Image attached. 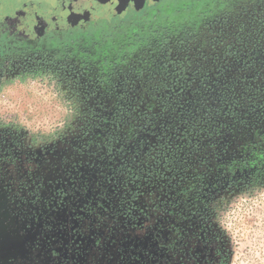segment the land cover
Wrapping results in <instances>:
<instances>
[{
    "label": "flooded vegetation",
    "instance_id": "1",
    "mask_svg": "<svg viewBox=\"0 0 264 264\" xmlns=\"http://www.w3.org/2000/svg\"><path fill=\"white\" fill-rule=\"evenodd\" d=\"M3 1L0 78L53 74L75 111L0 124V264H230L217 203L264 187V0L66 24Z\"/></svg>",
    "mask_w": 264,
    "mask_h": 264
},
{
    "label": "rangeland",
    "instance_id": "2",
    "mask_svg": "<svg viewBox=\"0 0 264 264\" xmlns=\"http://www.w3.org/2000/svg\"><path fill=\"white\" fill-rule=\"evenodd\" d=\"M46 1L50 2L48 11L52 13L48 16L66 24L78 19L89 21L96 15L102 19L109 17L110 22L124 21L140 16L136 13L142 7H153L161 0ZM172 1L165 0V5ZM3 3L8 11L18 7L39 11L36 0H19L18 3L4 0ZM35 16L37 14L30 15ZM228 31L235 32L236 28ZM41 73L37 70L0 78V124H15L33 136L48 137L72 122L75 102L71 95L53 74ZM216 209V221L231 241L230 264H264V187H252L223 197Z\"/></svg>",
    "mask_w": 264,
    "mask_h": 264
}]
</instances>
